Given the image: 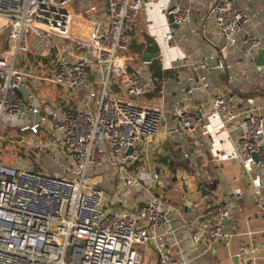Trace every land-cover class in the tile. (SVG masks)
Here are the masks:
<instances>
[{"label": "built area", "instance_id": "1", "mask_svg": "<svg viewBox=\"0 0 264 264\" xmlns=\"http://www.w3.org/2000/svg\"><path fill=\"white\" fill-rule=\"evenodd\" d=\"M156 3L182 37L203 33L209 19L214 32L204 35L211 52L175 66V91L162 79L149 100L156 80L147 65L130 73L126 53L129 23ZM200 6L207 15L192 26ZM250 23L242 0H0V138L31 132L19 141L36 154L22 166L0 160V264H218L239 206L254 200L264 224V103L211 79L228 69L264 92V66L255 65L264 42ZM175 37L170 29L164 40ZM45 86L79 107L43 100ZM161 134L174 144L188 138L195 150L177 183L164 178ZM224 162L250 179L248 189L227 187L234 202L209 188L207 167ZM201 183L212 194L188 212L184 189L194 194ZM229 255L228 264H264V246L239 244Z\"/></svg>", "mask_w": 264, "mask_h": 264}, {"label": "crops", "instance_id": "2", "mask_svg": "<svg viewBox=\"0 0 264 264\" xmlns=\"http://www.w3.org/2000/svg\"><path fill=\"white\" fill-rule=\"evenodd\" d=\"M242 1L244 2L245 8L248 10V12L251 15V23H250L251 32H253L257 36H260L264 42V1L263 0H242ZM205 7L206 6H200L194 10L192 17V26L197 25L198 27H201V23L199 22V19L207 15V10ZM155 11H156V15L160 17L161 21L159 23L161 24L156 23V18H154ZM142 12L145 14V16H147V23L149 24L147 34L154 42H156L157 46L159 47V51L161 52V56L155 60L161 62L162 64V70L164 73L163 81L165 82L164 84L169 90H173L174 92L175 89L179 86L178 81L176 80L178 76V70L175 66L178 65L182 60H185L187 58H194L198 56V53L205 54L212 51V48L209 45V43L205 40L204 35L211 36L214 32V26L210 22L211 19H209V23H207L206 26L203 28V33L198 32L193 35L190 34L189 32H186V36L182 37L178 29L175 28L173 29L169 27L167 14L163 8L162 3H156L153 9L148 8L147 10ZM170 29L172 32H174L176 37L172 41L165 42L164 37L168 32H170ZM130 35L131 34L129 33V36ZM3 38L4 36L1 35L0 51L4 49V45H5V43L3 44L4 41ZM132 39L133 38H131V40ZM152 46L153 45H150V47ZM262 51H264V43H263ZM257 57L258 54L256 55V58ZM221 59L222 58L219 59L216 65L221 64L220 61ZM139 62L140 64L137 65V67L134 68L133 71H136V69H139L140 67L145 65H147L146 67L150 69L151 64H146L145 62H142L141 58ZM255 65L259 67L256 64V60H255ZM211 74H212L211 79L213 81L217 79L220 80V87H222L225 90H230L233 92L236 91L237 93L242 92L245 94H249V92L247 91L243 92L241 90H244L245 88L252 89L253 86L255 85V82L252 81L250 78L248 77L246 78L245 76L235 73L234 71L232 72L231 70L228 69H221V70L214 69V71ZM193 86L194 83L187 84V90L189 91V89H191ZM159 139L162 140L164 147H165V143L170 142L168 137L164 134H161L159 136ZM185 153H189L191 156H193L194 152L185 151L184 154ZM185 159L187 161H190V158H188V156L187 157L185 156ZM189 163L191 164V162ZM160 164L164 168L163 172L166 182L173 183L174 182L173 175H175V170L173 172L171 169L168 168L167 164L164 165L161 162ZM210 168H212V172L210 171ZM217 168L219 169L218 171H216V167H214V165H209L207 167L208 172L210 173V177L212 178L213 181L212 183H210L209 188L213 190L214 194L220 197L224 196L229 200H231L232 202H234L233 196H230L229 193H227V187L230 184L235 183V185L239 186L242 189H248L251 184L250 179L247 176L243 166L237 162L236 163L224 162L222 164H219ZM214 177H216V179H213ZM167 196L170 197L171 199H174L172 200L174 202L179 201L177 197H174V194L172 192H168ZM249 202L250 203L247 204V206H243V207L239 206V208L237 209L235 214L236 222L234 224L235 239L233 240V243L229 244L228 246L223 245L219 247L217 251L218 255L214 257L215 260H217L218 264L219 263L228 264L231 261L229 253L230 254L235 253V250L239 244H245L247 246H255V247L258 246L260 249H263L264 238H263V234H261V231L264 229V224L261 222L259 218L257 206L256 207L254 206L253 209L247 208L250 204L255 205V201L250 200Z\"/></svg>", "mask_w": 264, "mask_h": 264}, {"label": "rangeland", "instance_id": "3", "mask_svg": "<svg viewBox=\"0 0 264 264\" xmlns=\"http://www.w3.org/2000/svg\"><path fill=\"white\" fill-rule=\"evenodd\" d=\"M87 1L88 4H92V5H99L101 4L104 0H85V2ZM145 11V10H144ZM154 18H156V23H159L160 17H158V15H156V11L154 13ZM130 24V31L129 33L131 34V38L133 39H137V40H141L143 38V34H147V30H148V23H147V16H145V14L143 12H141L139 14V16L135 19L134 22L129 23ZM3 44L6 41V37L3 38ZM126 60L129 66L134 65V61L135 58L133 57V54L130 50V54L126 55ZM138 65V64H136ZM239 91V90H238ZM241 91H247L249 92V94H245V93H238V95L240 96V98H244V96H258L256 98H259V101L261 103H264V92L263 93H257L256 88L253 86L252 89H248L245 88L244 90ZM253 93V94H251ZM242 94L244 96H242ZM40 95L41 98L43 100H47V101H51L53 102L55 105H59L61 104V106L64 107H69V110L74 111L75 109H77L79 107V103L78 100L73 99L72 97H65L64 98V92L61 90H57V88H54L52 86H46V87H42V89L40 90ZM247 96V97H249ZM80 97V96H79ZM82 97V94H81ZM70 98V99H69ZM150 98H154L156 99L157 96L155 97H150ZM66 99H69V101H66ZM21 138L23 139L24 143L30 142L32 135L31 132H21L19 134L18 133H14V132H9L7 134H1V138H0V160L7 164H11V165H17V166H22L24 164V161H28V162H32L35 163V158H36V154L34 153L33 155H31V151L26 148L25 145H22V143H20L19 140H21ZM177 144L179 147H177L180 150V158L177 159L176 164L179 165V167H177V169L175 170V175H173V178L175 183L178 182V180L180 178H178L180 176V174L183 171H190V169L186 170L184 168H180V166L185 165L182 161V158H185V151H190V152H194V147L192 145V142L190 139L188 138H182V139H178ZM176 144V145H177ZM177 148H175L176 150H178ZM206 148V147H204ZM165 150V147H164ZM165 154V152H164ZM163 154V155H164ZM187 157V156H186ZM190 161H188L189 163ZM254 204H250L247 208L248 209H253L254 208ZM256 207V206H255ZM210 261H213V259H209Z\"/></svg>", "mask_w": 264, "mask_h": 264}, {"label": "trees", "instance_id": "4", "mask_svg": "<svg viewBox=\"0 0 264 264\" xmlns=\"http://www.w3.org/2000/svg\"><path fill=\"white\" fill-rule=\"evenodd\" d=\"M131 46H130V50L133 54V57L135 58L134 61V65L131 64L130 66V73H133L134 68L137 67L136 64H140L139 60L142 56V54H144L145 52H149L151 54H154L155 52L159 51V47L157 46L156 42H154L149 36L148 34H143V38L141 40H137V39H132L131 40ZM150 45H153L152 47H150ZM130 50L129 52L126 53V55L130 54ZM29 58H31V60H41V58H37L34 57L33 55H29ZM150 70L152 72L153 77L156 80V84H155V90L152 94H150L148 96L149 100H153L154 98H150V97H156L160 95V90L162 88L163 85V70H162V64L161 62L155 60L151 65H150ZM46 87V86H45ZM253 94V93H251ZM242 96H244L242 94ZM249 96V95H247ZM244 96V97H247ZM66 110H69V107H65ZM70 111V110H69ZM179 147L178 144L174 145L173 143L167 142L165 143V154L162 155L159 159V161L168 166L169 169H171L173 172L174 170L177 169V167H179V165L176 164L177 159L180 158L179 154H180V150L177 148ZM175 148H177L178 150H176ZM182 161L185 165L180 166V168H186V169H191L190 163H188V161L185 158H182ZM174 200V199H172Z\"/></svg>", "mask_w": 264, "mask_h": 264}, {"label": "water", "instance_id": "5", "mask_svg": "<svg viewBox=\"0 0 264 264\" xmlns=\"http://www.w3.org/2000/svg\"><path fill=\"white\" fill-rule=\"evenodd\" d=\"M148 1V0H147ZM167 20L168 23L170 24L171 28H175L178 29L179 25L176 23H173V17L171 15H167ZM161 56V52H155V54H151L149 52H145L144 54H142L141 56V60L142 62H145L146 64H152L153 61H155V59H158ZM256 64L259 67H263L264 66V51L260 50L258 53V57L256 58ZM90 80L92 79V77L89 78ZM21 91L24 92L25 94V99L28 100L30 97V92L27 90L26 86L24 85L21 88ZM254 158L256 160L259 159V156H257V154L254 155ZM210 171L212 172V168H210ZM213 179H216V177H214ZM212 194V191L210 189H208L205 185H203L202 183L200 184V189L194 193V194H189L187 189H184V200H185V206H186V210L188 212H191L192 208L191 206L193 204H197L198 201H200L202 198L209 196ZM225 224H228V222L226 221Z\"/></svg>", "mask_w": 264, "mask_h": 264}]
</instances>
